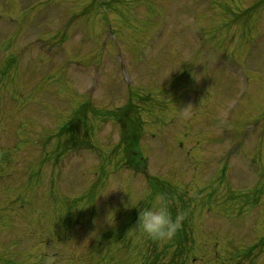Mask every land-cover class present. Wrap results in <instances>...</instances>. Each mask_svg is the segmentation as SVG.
Listing matches in <instances>:
<instances>
[{"label": "rangeland", "instance_id": "obj_1", "mask_svg": "<svg viewBox=\"0 0 264 264\" xmlns=\"http://www.w3.org/2000/svg\"><path fill=\"white\" fill-rule=\"evenodd\" d=\"M1 14L0 264H264V0ZM128 129L155 178L116 169ZM161 194L185 214L167 241L126 207Z\"/></svg>", "mask_w": 264, "mask_h": 264}, {"label": "clouds", "instance_id": "obj_2", "mask_svg": "<svg viewBox=\"0 0 264 264\" xmlns=\"http://www.w3.org/2000/svg\"><path fill=\"white\" fill-rule=\"evenodd\" d=\"M126 207L138 209V219L133 228L140 235L155 241L172 239L185 219V214L180 212L173 217L170 201L163 194L157 195L150 203H145V197L141 196L136 203L129 202ZM108 222L112 223L109 217Z\"/></svg>", "mask_w": 264, "mask_h": 264}]
</instances>
